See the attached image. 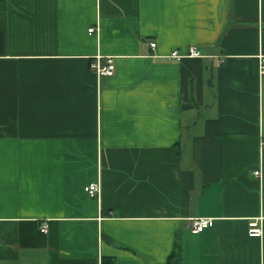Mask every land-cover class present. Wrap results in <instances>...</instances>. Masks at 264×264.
Returning a JSON list of instances; mask_svg holds the SVG:
<instances>
[{
  "label": "crops",
  "instance_id": "1",
  "mask_svg": "<svg viewBox=\"0 0 264 264\" xmlns=\"http://www.w3.org/2000/svg\"><path fill=\"white\" fill-rule=\"evenodd\" d=\"M263 59L264 0H0V264H264Z\"/></svg>",
  "mask_w": 264,
  "mask_h": 264
},
{
  "label": "built area",
  "instance_id": "2",
  "mask_svg": "<svg viewBox=\"0 0 264 264\" xmlns=\"http://www.w3.org/2000/svg\"><path fill=\"white\" fill-rule=\"evenodd\" d=\"M89 33L99 32L98 25L91 26L88 29ZM152 48H155L156 42H150ZM200 51L195 47L191 46L187 54H181L177 50H174L171 54L168 55L169 58L181 59L185 56H200ZM261 72L264 73V59L261 63ZM90 68L97 74V76H111L116 71V64L114 61V56L104 55L101 53H96L90 58ZM262 145H264V138H262ZM257 175H261L260 170H256ZM85 191L91 197H99L100 195V184L98 181L90 182L85 186ZM213 218L205 216H192L189 218L190 228L193 232L198 233L203 231L205 228L212 224ZM262 217L251 218L248 223V234L254 237H262L263 222ZM42 231H47V224H43Z\"/></svg>",
  "mask_w": 264,
  "mask_h": 264
}]
</instances>
